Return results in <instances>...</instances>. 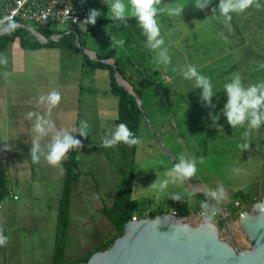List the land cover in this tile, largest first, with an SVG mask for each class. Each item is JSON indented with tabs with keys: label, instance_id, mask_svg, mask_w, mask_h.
<instances>
[{
	"label": "crops",
	"instance_id": "crops-1",
	"mask_svg": "<svg viewBox=\"0 0 264 264\" xmlns=\"http://www.w3.org/2000/svg\"><path fill=\"white\" fill-rule=\"evenodd\" d=\"M62 1L66 4H72L74 0ZM78 1L84 5L87 11L90 9L99 10L102 15L98 19H107V22L99 26L93 35L86 37L85 48L96 53L101 59L115 61L123 79L133 88L135 86L142 87V95H145L143 83L145 76L142 74L144 71L141 70L145 63L141 62L142 55L140 53L138 56V52L132 56V52L137 48L147 51L145 58H143L146 60L153 58L152 53L154 51L152 50L151 53L145 47V37L135 18L130 16L125 24L113 22L107 7V4L110 5L112 0ZM181 1L185 7L187 0ZM216 2L218 5L220 0H216ZM125 4L127 3L125 2ZM262 4L263 0H258V3L253 2L244 12L233 13L232 19L227 23H225L224 18L213 19L212 22L216 25L223 23L221 24L222 29L227 27L228 32H234L235 27L240 24L257 25L258 12ZM178 6L182 7L180 3ZM186 14L187 8L182 10L184 22L186 21ZM214 16L219 15L214 14ZM179 21L181 22V19ZM159 26L164 32V35H161L164 42L169 43L171 40L176 42L170 36V30L166 29L160 20ZM81 27L83 30L85 29L84 24H81ZM61 28L63 29V27ZM186 31V23L182 28L180 26L175 31L178 33L176 37L179 41ZM119 40L124 41L123 46L116 43ZM136 56L138 60H135ZM3 59H6L7 62L0 63V167L8 178L10 191L8 197H12L14 201L19 200V195L13 189L14 183L17 182V185L20 186L18 184L20 180L29 181L37 174L54 175L56 169L64 167L67 154L55 166L48 164L43 158L38 164H33L31 161L30 148L35 138L33 132L35 118L28 120L26 114L37 112L51 120L57 129L72 131L79 127L81 121H87L88 135L81 137L76 134L77 139L81 141V147H78L80 174L72 193L70 221L75 201L79 206L84 207L89 215L103 214V206H111L116 201L107 202L106 200L108 183L103 169L106 167L107 156L104 152L106 148L102 145L107 127L101 124L103 120L99 114L107 102L118 108L117 97L109 92L111 86L109 72L84 64L82 52L78 49L43 47L36 50H24L18 39L5 50H0V60ZM155 70H159V66ZM157 78L155 77L156 81ZM152 85H154L153 79ZM154 89L162 97L174 96L177 93V91L172 90L162 92L157 88ZM52 91L60 93L61 101L49 114L46 105L39 103V97ZM165 100L163 105H153V111H158V108L161 107L162 113L166 114H163L161 119L158 116H152L151 125L155 131H160L164 149L168 156L173 158V160L168 158V163L163 167L165 172L169 171L181 156L197 160V171L192 177L179 185H169V187L171 185L176 186V189L180 191L176 192L173 188L172 193H179L185 197L190 214L203 210L200 205L201 202L208 204L209 189H215L218 186L224 188L226 199L217 201L209 197L213 207L231 205L235 200H239L240 194L249 197L253 202L260 201L264 196V126L251 130L245 136L247 124L232 128L226 120L222 121L220 118L216 124L213 123L209 117V111L213 115H217L219 106L210 110L203 105H183L180 102L172 101V99ZM97 118L100 122H93V119L96 120ZM144 120L142 117L138 138H141L144 128H147V141L148 147H150L157 144L159 140L152 135L147 125L144 126L146 124ZM119 123L122 122L117 115L116 120L109 127L114 128ZM217 125L222 126L220 131H218ZM49 140L50 136L43 138L40 143L43 145ZM245 143L248 145L246 149L242 147ZM138 145L118 144V151L123 155H129L132 159L136 157L133 160V164L137 166L133 176L132 199L138 203L139 209L144 210L145 207L147 215L153 210L157 214L178 212L177 200L172 199V196H170L168 205L154 203L152 206L148 205V208L144 203L139 204V198L134 197V194L140 191L136 176L142 161L137 157ZM214 155L216 159L223 162V166L227 169L225 173L222 170H213L211 165L206 167L200 165L199 161L211 160ZM62 172L59 173V176H62ZM89 173L93 175L92 178ZM13 176L16 177L15 180ZM62 187L63 185L61 189ZM186 192L193 193L191 198L185 195ZM14 196L18 198L14 199ZM55 208L54 219L57 224L59 201ZM47 218V215L42 214V220L37 221L42 229L48 224ZM92 218L93 223L99 226L93 224L94 228L97 229L94 234L89 232L87 235L76 236L72 229L68 233L65 251L66 263H77L87 256H91L113 235V226H111L112 229L109 234L105 232L101 234L100 223L95 219L96 217ZM105 222L106 219H104V226L106 227L107 222ZM42 233L43 235L39 236L36 245V252L33 250L28 253V248V251L23 253V259H32L33 264H52L55 236L53 232H47V229ZM15 247L18 250L13 251L11 248V252L16 255L14 256L12 253L11 256L16 257V260L11 263L23 264V262L19 263L22 261L21 248L18 245ZM31 248L33 249L35 246ZM35 253L37 254L35 255ZM6 256L5 250L3 258Z\"/></svg>",
	"mask_w": 264,
	"mask_h": 264
},
{
	"label": "rangeland",
	"instance_id": "rangeland-1",
	"mask_svg": "<svg viewBox=\"0 0 264 264\" xmlns=\"http://www.w3.org/2000/svg\"><path fill=\"white\" fill-rule=\"evenodd\" d=\"M5 1L6 0H0V5ZM125 2L128 4L129 1L125 0ZM194 2L195 0H187L185 3L184 10L187 8L185 22L182 13L181 17H170L167 14H163L159 18L162 25L170 30V36L176 41L174 42L171 40L169 43L164 42V45L162 46L168 49V54L171 58L168 65L157 64V53L155 51L152 53V50L150 49V52L154 56L153 58L146 60L143 58H145L147 51L137 48L132 52V56L137 52L138 56L140 53V55H142L141 62L145 63L143 65L144 67L141 68V70L144 71L142 74L145 76L143 81L145 95L141 96L143 107L142 115L146 122L144 126L147 125L148 130H150L152 135L156 136L159 140L157 144L148 147V131L147 128H144L140 138L141 143L138 145L139 151L137 157L142 160L141 167H138V171L136 172L140 191L134 194V197L139 198V204L144 203L147 208L148 205L152 206L154 203H165L168 205L171 198L170 193L174 190L173 188H175L176 192H180L176 189V186L172 185L163 193L158 192L151 186L156 180L159 182V180L165 178L166 172L163 167L168 163V158L173 160L172 157L168 156L167 151H165L161 140V133L160 131H155L153 129L151 120L152 116H158L160 119L162 118L164 114L162 113V108L159 107L158 111H153V105H163L166 101L165 99H172V101L174 100L176 103L180 102L183 105H202L200 101L201 90L195 89L196 85L194 80H185L183 78V70L186 69L188 65H194L199 73L210 78L213 85V91L216 93V95L212 97V100L216 106H219L217 115L222 121L226 120L223 115L220 114L221 109L226 102V96L223 91V85L225 82L230 81L235 74L241 76L242 82L245 86L264 81V68L260 67L261 65H264V0L258 12L259 16L257 18L259 20L257 25L250 26V24H240L235 27L234 32H228L227 27L223 28V30L221 27V24L223 23L216 25L212 22L213 19L219 20L220 18H223L220 16H214L212 13V9L218 7L216 0H212L209 7L204 10L197 9L194 6ZM253 2L258 3V0H253ZM179 3L182 7L184 6L181 0H161V6L165 7H179ZM180 19L181 22L179 21ZM184 23H186L187 31L184 35L181 33L182 38L179 41L176 37L178 33L175 31H177L180 26L182 28ZM61 27H63V29H69L71 26L64 24L61 25ZM41 28H38V30L41 31ZM161 35H164L163 31H161ZM137 56L135 57V60H138ZM137 66L140 69L139 64ZM158 66L159 70H155ZM155 77L159 78L161 84H158ZM152 79L154 85H152ZM154 88H157L162 92L164 90H172L177 91V93H175L174 96L162 97L159 96ZM99 114L103 120L101 124L106 125L108 133L113 129L112 127H109V125L116 120L117 107L114 106V104L112 105L110 102H107L103 105V111L99 112ZM94 121L100 122L98 118L96 120L93 119V122ZM122 145L126 146L127 144L122 143ZM82 147H84V145H82ZM104 152L107 156L106 167L103 169L108 183L106 200L107 202H111L112 200L117 199L122 184L124 181L128 180L130 171L132 169L133 171H136L137 165L133 164V160L136 157H133L132 159L129 155H123L118 151V145L106 148ZM215 155L211 160L199 161L200 165L204 167L211 165L213 170H222L225 173L227 169L223 166L221 160L215 158ZM61 171H63L62 176H59ZM64 175L65 170L64 167H62L61 169H56L54 175L37 174L29 181L20 180V183L18 182L20 186L14 181L16 177L13 176L14 180H12L16 182L13 185V189L19 195V200L14 201L12 197H6L3 201V206L0 208V233L9 238L5 245L0 246V264H16V262L11 263L13 260H16V257L11 256L13 253L11 252V248L13 251L15 249L18 250L15 247L16 245L21 248L22 261L19 263L33 264L32 259H23V253L28 251V248V253L36 250L39 236H41V234L43 235L42 232L46 229L47 232H53L56 237L57 224L54 219V210H56L55 206L58 201L60 204V196L62 192L61 186L64 183ZM90 176L92 178L93 175L91 174ZM118 188L119 190L117 191ZM146 211L147 210L144 207V210L139 209L136 215L140 218L148 217L146 216ZM42 214L48 216V224L43 227V229L40 224H37V221L42 220ZM100 215L96 214L93 216V214H87L84 207L79 206L75 201L68 233H70L72 229V232H74L76 236L82 234L87 235L89 232L94 234V231L97 229L93 226L94 223L92 217H96L95 219L100 223L101 234L104 232L109 234L112 229V224L106 216L103 214ZM104 219H106L107 222L106 227L104 226ZM235 222L236 220L230 221L232 224ZM95 226L99 227L98 225ZM234 234L237 237L239 245L244 246V237L238 232H234ZM223 235H227L225 229ZM32 246H35V248L32 249ZM5 250L7 256L3 258ZM36 254L37 253H35V255ZM15 255L16 254H14V256Z\"/></svg>",
	"mask_w": 264,
	"mask_h": 264
},
{
	"label": "clouds",
	"instance_id": "clouds-1",
	"mask_svg": "<svg viewBox=\"0 0 264 264\" xmlns=\"http://www.w3.org/2000/svg\"><path fill=\"white\" fill-rule=\"evenodd\" d=\"M212 0H195L194 6L199 10H204L209 7ZM253 4V0H220L218 7L212 9L213 14H218L224 18L225 23L232 19V14L244 12ZM111 13L112 21L125 24L131 16L135 18L136 23L143 36L145 37L144 45L146 48L157 53L156 63L168 65L171 58L168 54V49L162 47L164 39L161 36L159 26V18L163 14L168 16H181L182 10L185 7L161 6V0H129L126 5L124 0H112L111 4H107ZM102 13L97 9H90L87 17L80 22L84 25H94ZM16 23L11 17L5 18L4 23H0V30L11 32L16 28ZM119 46H123L124 41H116ZM6 59L0 60V63H6ZM260 67L264 68V65ZM185 80H194L195 89H200V101L205 108L215 109L216 104L213 103L212 97L216 95L213 91V85L209 77L199 73L194 65H188L182 72ZM223 91L226 96L221 113L227 123L232 127L244 126L247 124L245 136L253 129H259L264 126V81L253 84H245L242 82L240 75H233L230 81L223 85ZM61 101V95L58 91L49 92L47 95L39 97V103L46 105L48 113L55 108ZM209 117L213 123L219 120L218 115H213L209 111ZM28 120L35 118L33 132L35 138L30 148V156L33 164H38L41 158L47 161L50 165H58L62 159L71 150L81 147V141L77 139L76 134L84 137L88 135L87 121H81L77 129L69 131L66 129H57L55 124L47 119L44 115L37 112H28L26 114ZM222 126L217 125L218 131ZM50 140L41 144L40 141L49 137ZM120 143L129 146L141 143V140L124 123H119L111 129L103 139V147L110 148ZM243 148H247L245 143ZM7 148V147H5ZM202 162V161H201ZM197 171V160L191 157L181 156L175 165L166 172L165 178L157 180L151 186L158 192H165L169 185H179L188 178L192 177ZM172 199L181 201L182 196L179 193H170ZM189 198L193 195L191 192H186ZM208 195L210 198L217 201L226 199V192L222 186L215 189H209ZM201 208L204 210L205 222H211L217 215L218 209L209 207L206 202H201ZM8 236L0 233V246L8 242Z\"/></svg>",
	"mask_w": 264,
	"mask_h": 264
},
{
	"label": "water",
	"instance_id": "water-1",
	"mask_svg": "<svg viewBox=\"0 0 264 264\" xmlns=\"http://www.w3.org/2000/svg\"><path fill=\"white\" fill-rule=\"evenodd\" d=\"M16 25L30 30L43 44L62 37L46 38L32 25ZM5 33L0 30V36ZM76 45L93 60L112 65L117 83L135 97L143 111L141 98L123 79L115 61L101 59L82 47L78 36ZM208 205L212 206L209 197ZM203 213L204 210L180 217L163 212L130 220L110 248L94 252L86 262L73 264H264V204L261 201L244 208L234 224L224 221L221 226L214 220L205 222ZM198 219L200 222L194 223ZM234 232L244 237V246L239 245Z\"/></svg>",
	"mask_w": 264,
	"mask_h": 264
},
{
	"label": "trees",
	"instance_id": "trees-1",
	"mask_svg": "<svg viewBox=\"0 0 264 264\" xmlns=\"http://www.w3.org/2000/svg\"><path fill=\"white\" fill-rule=\"evenodd\" d=\"M4 3L0 5V17L2 16V8L4 6ZM106 22L107 19H97L94 25H85L84 30L82 29L80 23L76 26H71L69 29H62L57 24L49 26H38L35 23H26L34 26L37 30L38 28L42 27L41 31H38L46 38H50L55 35H62V37L58 41L43 44L37 40V38L31 33L30 30L21 26H17L13 31L6 32L5 34L0 36V50H5L11 43H13L17 39L19 40L20 45L24 50H36L43 47L75 48L80 50L83 55L84 64H89L91 66L107 70L109 72L111 79L109 92L114 94L118 99V118L120 122L126 124L128 128L135 134V136L138 137L143 115L135 97L130 94L123 86L117 83L114 76V67L112 65L103 63L102 61H95L91 59L76 45V39L78 36L81 46L86 47V37L93 35L95 30ZM157 81L158 84H161L159 78H157ZM134 91L138 95V97L141 98L143 92L142 87L135 86ZM64 170V183L60 196L57 232L54 243L52 264H68L65 262V251L68 238V228L70 225L71 200L74 186L77 183L80 174L78 147L67 153L66 160L64 161ZM133 176L134 171L132 169L130 171L128 180L124 181V183L122 184L116 201L111 206L104 205L102 208V213L106 216V218L114 228V234L110 239L102 244L98 248V250H107L108 248H110L113 245L114 241L122 235V229L124 225L128 221L132 220V218L139 211L138 203L132 199ZM9 193L10 191L7 175L0 167V207L2 201L6 197H8ZM239 200H241L245 205H251L253 203L252 199L241 194L239 195ZM177 210V214L180 217H186L190 215V211L184 196H182L181 201L177 200ZM155 215H157V212L153 211L148 216L153 217ZM237 217L238 216L232 217V220H236ZM220 225L223 226L224 222H220ZM89 257L90 255L78 262H86Z\"/></svg>",
	"mask_w": 264,
	"mask_h": 264
},
{
	"label": "built area",
	"instance_id": "built-area-1",
	"mask_svg": "<svg viewBox=\"0 0 264 264\" xmlns=\"http://www.w3.org/2000/svg\"><path fill=\"white\" fill-rule=\"evenodd\" d=\"M87 14V9L78 0H74L72 4H66L62 0H10L4 3L0 23H4L5 18L11 17L15 23L76 26L87 17ZM17 198L14 196V199ZM260 201L264 204V197ZM248 206L250 205H245L241 200H235L231 205L215 207L218 211L213 220L218 223L230 222L232 217L238 216ZM172 214L178 216L176 211ZM139 218L135 215L132 220Z\"/></svg>",
	"mask_w": 264,
	"mask_h": 264
},
{
	"label": "bare ground",
	"instance_id": "bare-ground-1",
	"mask_svg": "<svg viewBox=\"0 0 264 264\" xmlns=\"http://www.w3.org/2000/svg\"><path fill=\"white\" fill-rule=\"evenodd\" d=\"M200 222V220L198 219V220H194V223H199ZM234 229L236 230L237 228L236 227H234Z\"/></svg>",
	"mask_w": 264,
	"mask_h": 264
}]
</instances>
